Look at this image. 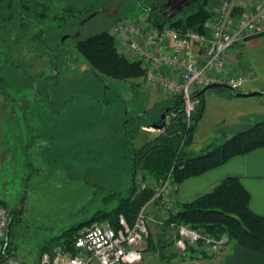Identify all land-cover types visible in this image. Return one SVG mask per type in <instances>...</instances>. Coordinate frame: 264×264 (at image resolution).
<instances>
[{
    "label": "rangeland",
    "instance_id": "obj_1",
    "mask_svg": "<svg viewBox=\"0 0 264 264\" xmlns=\"http://www.w3.org/2000/svg\"><path fill=\"white\" fill-rule=\"evenodd\" d=\"M20 1L27 6L25 19L15 20L14 12L10 22L1 20L14 3L0 11V200L12 217L0 250L8 241L13 255L26 264H39L45 247H69L64 236L69 227L81 224L78 232L104 221L93 217L112 209L134 182L137 187L152 186L157 193L160 181L148 173L138 172L133 181L128 147L160 133L142 115L157 120L169 94L143 77L117 80L96 73L74 42L102 30L111 33L122 18L146 20L142 4H157L159 9L164 0ZM247 51L244 60L259 77L253 82L247 72L233 71L227 62L230 73L247 76L241 87L264 82V44ZM211 90L227 92L224 88L204 92L210 108L197 122L193 142L185 147L190 154L245 127H231L235 117L225 107V123L215 121L220 112ZM249 97L264 100V94ZM193 103L196 109L199 97ZM129 115L135 118L127 123ZM252 120H264V115ZM175 184L173 205L178 210L181 201L175 197L179 189ZM155 195L144 209L148 227L144 258L134 264L192 256L212 262L233 243L225 234L215 238L185 223H167L170 213ZM191 232L197 234L193 240ZM187 246L195 250L189 253Z\"/></svg>",
    "mask_w": 264,
    "mask_h": 264
},
{
    "label": "trees",
    "instance_id": "obj_2",
    "mask_svg": "<svg viewBox=\"0 0 264 264\" xmlns=\"http://www.w3.org/2000/svg\"><path fill=\"white\" fill-rule=\"evenodd\" d=\"M2 2L3 5H1ZM208 2L209 0H195L168 20L160 15L157 4L145 3L142 7L145 19L156 26H169L175 29L190 28L204 33L205 26L213 15V12L207 8ZM11 3H14V9L8 16L1 15V20L10 22L14 12L17 13L15 20L25 19L23 15L27 6L24 1L1 0L0 11L5 6L8 9L11 8ZM233 14L236 15L237 12L233 11ZM40 29L42 30L43 27L40 26ZM74 46L98 74L117 80L139 78L144 74L143 67L138 61H131L118 51L114 37L108 30L78 38ZM161 103L163 105L158 109L160 117L157 120H153L146 113L142 115L146 118L147 124H159L162 122L161 112L166 109L165 117L168 119L164 127L160 129V133L137 147L131 144L128 147L133 181L141 171L160 182L170 175L172 182L181 184L186 178L202 174L224 163L232 156L245 154L264 146V120H258L237 130L219 143L208 144L201 153L190 154L185 147L193 142L196 124L203 115L205 106L203 94L199 96V104L189 120L183 111L180 96L169 95ZM154 195L155 190L152 186L137 187L134 182L128 194L121 198L112 209L98 212L93 218L104 219L116 227L118 216L122 214L128 223H132L141 207L153 199ZM249 199L250 194L243 187L239 176L227 175L211 190L191 200L181 201L179 209L175 213H170L166 222L185 223L215 238L225 234L233 243L264 254V215L256 214L250 209ZM11 224L12 219L9 228ZM81 226V224L74 225L66 230L64 236L69 243ZM51 248L52 246L45 247L43 251ZM194 250L192 246H187L189 253ZM10 253L7 242L0 250V260Z\"/></svg>",
    "mask_w": 264,
    "mask_h": 264
},
{
    "label": "built area",
    "instance_id": "obj_3",
    "mask_svg": "<svg viewBox=\"0 0 264 264\" xmlns=\"http://www.w3.org/2000/svg\"><path fill=\"white\" fill-rule=\"evenodd\" d=\"M233 0H221L210 19L211 35L190 28L156 26L147 20L119 19L112 26L118 51L143 67V78L151 87H161L169 95L180 96L189 120L195 110L193 94L211 82H223L239 89L246 75L230 73L227 53L235 44L264 34V0L237 15ZM176 184L170 175L163 179L155 195L163 210L175 213ZM147 205V204H145ZM145 205L134 221L120 214L116 227L108 221H95L74 236L69 247L40 252L39 264H134L143 257L148 236ZM11 212L0 200V244L3 245L11 222ZM197 237L191 232L190 240ZM4 247V246H3ZM0 264H26L7 254Z\"/></svg>",
    "mask_w": 264,
    "mask_h": 264
},
{
    "label": "crops",
    "instance_id": "obj_4",
    "mask_svg": "<svg viewBox=\"0 0 264 264\" xmlns=\"http://www.w3.org/2000/svg\"><path fill=\"white\" fill-rule=\"evenodd\" d=\"M220 1L221 0H209V2L207 3V8L213 12L219 5ZM256 1L257 0H233L232 12L234 11L238 14L241 11H244L245 9L253 6ZM204 33L208 37H210V20L205 26ZM263 44L264 34L261 36L250 37L245 41L235 44L233 47H231V49L227 53V62L231 70H242L243 72H247L249 75L248 81L250 82L258 79L259 77L255 69L253 71L251 68H249V63H247L244 58H246L248 49L260 47ZM242 51L243 53H241ZM261 87H264V82H260L257 84L253 83L250 85H246L245 87L242 86L239 88V90L264 91L263 89H260ZM211 92V98L217 100L219 105L218 109L220 114L217 116V118H215V121H217L218 123H225L223 114L224 107L225 110H228V112L235 117V122L231 124V127L247 126L253 123L252 119H257L264 115V100L261 98L259 99V97L257 99H253L254 97H236L234 95H231L229 91L222 93L219 90H211ZM203 97L205 106L201 119L206 116L210 108V103L208 97L205 96V93L203 94ZM110 114H112V112H110ZM122 114H124V116L128 115V110H126ZM54 115L55 113L52 112L51 119H55V117H53ZM110 117H107V121ZM111 118L108 121L110 124L113 123V119ZM134 118L135 115H131L126 118L125 122L129 123ZM150 137H148V139ZM227 137L228 135L223 138L225 139ZM146 138L142 139L141 144L145 142V140H148ZM211 143L213 142H210L208 144ZM190 152H194L193 149L190 150ZM227 175L239 176L243 187L250 194V209L256 214L264 215V146L255 148L245 154L232 156L224 163L211 168L203 172L202 174L186 178L181 184H179V189L175 197L178 198L179 201L191 200L196 196L211 190L223 177ZM151 206L156 209L157 204L153 202ZM143 258L144 252L142 259ZM208 259L209 258L173 259L165 262H158L157 264H264V254L255 252L235 243L229 244L228 249L225 250L222 255H217V257L215 258L216 261L208 262Z\"/></svg>",
    "mask_w": 264,
    "mask_h": 264
},
{
    "label": "water",
    "instance_id": "obj_5",
    "mask_svg": "<svg viewBox=\"0 0 264 264\" xmlns=\"http://www.w3.org/2000/svg\"><path fill=\"white\" fill-rule=\"evenodd\" d=\"M195 0H166L164 3H162L159 6V13L160 15H162L165 19H170L172 17H174L176 14H178L179 12H181L185 7H187L189 4H191L192 2H194ZM79 33L73 35L74 37L78 36ZM63 41V38L61 39V42ZM210 88H224L226 90L229 91V93L231 95H234L236 97H249V96H257V95H262L264 94V91L261 90H251V91H241L239 89L234 88L233 86L227 84V83H223V82H211L207 85H205L204 87H202L195 95V98H198L199 96H201L207 89ZM165 112L166 109L164 111L161 112V120L162 122L157 124V123H151V125L153 127H155L156 129H161L164 127L166 120H165ZM9 234V230L6 233V238L8 237ZM8 241H6L7 244Z\"/></svg>",
    "mask_w": 264,
    "mask_h": 264
},
{
    "label": "flooded vegetation",
    "instance_id": "obj_6",
    "mask_svg": "<svg viewBox=\"0 0 264 264\" xmlns=\"http://www.w3.org/2000/svg\"><path fill=\"white\" fill-rule=\"evenodd\" d=\"M166 0H164V1H162L161 3H159V5L158 6H160L162 3H164Z\"/></svg>",
    "mask_w": 264,
    "mask_h": 264
}]
</instances>
